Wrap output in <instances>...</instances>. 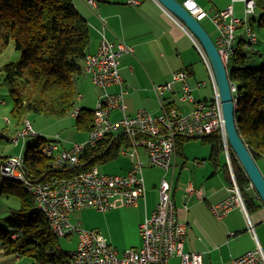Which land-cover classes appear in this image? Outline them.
<instances>
[{
    "label": "built area",
    "instance_id": "obj_1",
    "mask_svg": "<svg viewBox=\"0 0 264 264\" xmlns=\"http://www.w3.org/2000/svg\"><path fill=\"white\" fill-rule=\"evenodd\" d=\"M90 6L95 5L94 0L87 1ZM132 4H138L136 0H130ZM246 12L254 14L255 0H245ZM185 5L198 7L186 0ZM227 11H232L231 9ZM222 13L216 14L213 22L219 31L220 39L217 44L220 48L224 62L236 54L234 47L235 29L242 21L231 17L222 25ZM202 15L199 16V18ZM103 29L100 31V44L96 54L89 55L85 61L84 72L92 83L102 93L97 99V107L93 118L92 129L84 142L73 143L69 148L59 150L56 141H60V135L55 136V141L49 143L46 152L52 157L51 169L57 172V176L46 182H32L22 171L24 159L22 156L8 159L3 167V174L23 184L28 194L35 197L37 208L46 216L52 232L59 238L76 235L78 243L76 250L67 253L72 264H170L173 257H180L181 264H201L202 255L196 252H184L187 226L179 220L177 206L173 201L174 193V165L177 156V141L179 137L200 138L215 131L224 132L223 117L220 101L215 103L198 102L189 114H183L178 107L164 103V96L172 92L174 85L180 86V101L182 103L194 102L192 90L187 84L184 73H177L172 81L154 88L161 103V112L155 116L147 111H139L135 116L128 115L126 111V91L124 80L119 74L120 59L129 54L132 49L120 41L111 42L106 36L107 25L103 21ZM249 45L255 44L256 35L247 29ZM234 52V54H232ZM120 87L116 94H110L108 88ZM120 110L122 117L116 121L111 119L113 111ZM79 110H74L71 115L76 119L80 116ZM20 133L14 143L26 141V139H40L41 136L32 129L31 123ZM122 133L128 141L120 150L123 156L131 159V169L125 175H109L102 173L98 167L93 166L87 171H74L83 164L82 155L89 148H95L110 134ZM222 137L223 145L225 139ZM225 138V139H224ZM224 139V140H223ZM226 142L225 146L226 147ZM228 148V147H226ZM143 150L148 157L151 167L159 168L165 172L173 171L172 179L164 178L158 187L159 200L156 209L146 217L140 225L142 245L139 249H131L119 256V252L107 239L94 231L83 230L81 224H72L69 216L73 212L84 209H96L107 212L111 209V201H124L127 207H137L139 201L145 200L146 185L144 178V163L140 157ZM198 164V163H196ZM228 157V165L231 166ZM231 171V170H230ZM232 172V171H231ZM230 172V173H231ZM233 185L229 188L231 196L225 201L213 205V216L222 220L231 210L241 209L248 212L242 198V192L232 172ZM250 185V184H249ZM249 190V187L246 188ZM188 195H196L201 198L202 192L197 191L192 185L186 186ZM249 232L255 233L254 225L248 219ZM232 264H264V249L258 244L255 250L248 252L236 259Z\"/></svg>",
    "mask_w": 264,
    "mask_h": 264
},
{
    "label": "trees",
    "instance_id": "obj_2",
    "mask_svg": "<svg viewBox=\"0 0 264 264\" xmlns=\"http://www.w3.org/2000/svg\"><path fill=\"white\" fill-rule=\"evenodd\" d=\"M255 3L259 26L264 29V0ZM86 22L73 0H0V40L6 44L13 41L21 52L20 61L0 68V85L8 88L12 102L11 117L21 121L26 115L34 114L58 119L77 111L81 94L75 82L85 77V61L90 55V27ZM239 54L229 72L230 82L237 88L234 95L238 134L257 162L264 159V66L249 65L244 50ZM94 111L80 109L75 126L79 132L88 133L93 128ZM4 139L6 136L0 130V141ZM7 140L11 142V139ZM188 140L178 139L179 152ZM203 140L212 144L213 156L223 151L220 136ZM126 141L125 134L107 135L102 143L84 152L82 167L74 172L87 171L98 163L114 160ZM35 142L37 147L34 145L30 153L19 155L24 159L21 168L30 181L46 182L59 174L50 167L52 157L44 148L45 141L41 138ZM8 157L0 156L1 192L16 194L20 206L10 211L8 219L0 222V254L17 258L27 256L34 260L33 264H72L46 216L37 208L35 197L28 194L23 184L13 182L3 174L1 168ZM230 160L242 198L250 211L255 205V199L246 190L251 181L232 152ZM225 167L233 185L227 163ZM253 191L258 194L255 188Z\"/></svg>",
    "mask_w": 264,
    "mask_h": 264
},
{
    "label": "crops",
    "instance_id": "obj_3",
    "mask_svg": "<svg viewBox=\"0 0 264 264\" xmlns=\"http://www.w3.org/2000/svg\"><path fill=\"white\" fill-rule=\"evenodd\" d=\"M87 1L73 0L90 27L89 54H94L98 50L99 34L103 29L101 21L103 20L107 25V38L113 43L122 41L125 46L132 49L129 54L119 60V74L125 82L123 86L126 91L125 112L128 115L135 116L141 110L147 111L154 117L159 115L161 103L154 88L171 82L173 74L179 70L190 73L188 84L192 88L193 97L197 100H209V94L201 89L203 87H199L200 83L207 85L206 77H210L209 71L195 45L194 38L180 25L178 20L160 8L159 4L154 0H136L138 4H132L130 0H94L95 5L90 6ZM196 1L208 17L231 6L236 17L245 18L246 16L241 0ZM208 17L206 18L209 19ZM75 86L79 88L82 96L79 102L94 103L97 107V99L101 91L95 88L90 78L79 79L75 82ZM119 90L118 86L108 88L111 94H116ZM179 91L180 86L174 85L173 91L163 97L164 103L175 104L178 110L188 114L193 109L192 104L179 101ZM78 109L83 108L79 106ZM111 113L113 121L122 117L120 110ZM86 138L87 133L84 132L76 141H84ZM199 139L204 143L200 151H197L192 144H184L174 161V174L173 171L170 173V175H175L173 201L177 206V214L179 220L187 226L184 252L200 253L203 261L201 264H232L234 259L250 250H255L258 244L264 249V204L251 188L247 192L255 199V205H252L250 211L247 209L248 212L245 214L241 209L236 208V210L229 211L222 220L216 219L210 212L211 207L231 196L229 191L231 182L225 167L226 163L228 164V157L224 159L225 153L222 150L218 156H213L212 144L203 138H190L188 141ZM70 146L69 142L66 147L60 146V148L66 149ZM139 151L145 169L146 166H150L148 157L142 149ZM121 157L124 158L121 159ZM114 160L119 162L120 166V173L117 175H125L130 171L129 156L119 155ZM114 160L107 161V163ZM196 160L201 163L196 164ZM159 185L160 183L152 186L146 185L145 200L142 199L139 205L134 207L137 213L135 227L137 230L158 204ZM188 185L201 191V198L188 195L186 193ZM122 211L123 209L120 215L123 214ZM248 219L254 225V234L249 232ZM170 263L181 264V259L173 257Z\"/></svg>",
    "mask_w": 264,
    "mask_h": 264
},
{
    "label": "rangeland",
    "instance_id": "obj_4",
    "mask_svg": "<svg viewBox=\"0 0 264 264\" xmlns=\"http://www.w3.org/2000/svg\"><path fill=\"white\" fill-rule=\"evenodd\" d=\"M253 18L256 19V22L252 21ZM258 18L259 16L257 13L254 16L248 17V25H252L254 27L253 30H255L259 36V41H258L259 43L256 47V51H250L247 49L244 50L245 55L248 56L249 65L254 66L255 68H261L264 66V29H261V27L259 26ZM201 24L206 26L205 28L208 29L207 31L209 32L210 36L215 40L217 36V31H215L216 29L214 25L212 24V22L206 18L203 21H201ZM244 31H246L245 28H241L238 31V35L241 37V41L242 39L247 41V37L245 34L246 32L244 33ZM20 60H21V52H19L16 49L13 41H11L9 44H6L3 42V40H0V68L5 64L11 63V62H18ZM234 65H235V61L232 59L229 65V70H231V68H234ZM119 72H120V68H119ZM206 80H207L206 82L207 85L201 89L204 90L206 94H209L208 95L209 100H211L214 95L213 87H212L213 85L211 83L212 81L210 77L207 76ZM7 90L8 88L4 84L0 85V130H2L3 134L6 136V139L0 141V156L5 157V156L11 155L8 157V159L12 157H18L19 155L25 156L27 155V153H30L32 151L33 149L32 147L34 145L35 147H37L35 140L29 137L26 139V141H24L25 143L21 141H18L17 144L14 143L18 135L20 133H23L24 129L28 127L27 122L32 124L33 126L32 129H34L41 136L43 141H45L44 143L45 149L49 145L48 143L57 140L55 139L56 135H60L61 137L60 141H56V143L58 144L59 150H63L60 148V146L66 147L69 142L72 145L73 143L84 142L88 138L89 132L87 133V138L84 139V141H76V139H78V137L81 136L82 133L79 132L77 127H75L77 119L73 115H71L73 111L70 113H67L64 117L58 118V119L37 116L34 114L26 115L25 118H23L21 121L14 119L13 117H11L12 116L11 115V109H12L11 103L12 102L10 100V96ZM80 98H82V96H80L79 99ZM123 99L125 100V97ZM85 104H87V106H85ZM79 106H82V108H87L89 110H96L95 109L96 105L94 103L88 104L86 101L77 103V110H79L80 112V109H78ZM114 135L117 137L123 134L116 133ZM180 138H184V137H179L178 139ZM7 139H11V142H9ZM225 142L230 152H232V149L231 147H229L230 145L226 139L224 141V145H225ZM186 143H185L186 145L192 144L193 147L196 148L197 151H200L201 149L200 147L204 145L201 139L190 140V141H187ZM177 154H178V149H177ZM223 157L224 159L225 158L227 159L225 154ZM122 158L124 157H121V159ZM118 163L119 162L114 160L109 163L107 162L98 163L95 166L98 167L99 170L102 171V173L104 174L117 175L120 173L119 171L120 166L118 165ZM196 163H201V162L196 160ZM257 164L260 168V171L264 175V159H259L257 161ZM229 170L234 172V168L232 164L231 166L229 165ZM170 173L165 172L159 168L156 170V167L146 166V168L144 169L143 175L146 181V185L152 186V185L159 184V183L161 184L164 178H166L167 180H170V177L172 175V174L170 175ZM231 177H232V174H231ZM234 177H235V173H234ZM1 188H2V184L0 183V222H4L5 219H8L10 217L11 215L10 211L12 209L19 208L20 200L16 196V194L12 195L9 192L2 193ZM115 201L116 200H113L110 202L111 210H108L107 212L98 211L96 209H84L81 211L71 213L69 218L72 224L78 225L80 223L81 228L83 230H88V231L95 230V232L104 236L107 239V242L111 243L113 247L117 249V251L119 252L118 255L121 257L123 256L122 254L128 250L139 249L140 246L142 245V241H141L142 237L140 234V229L137 230L135 228L136 227V216H137L135 208L127 207L123 200H121L120 202H115ZM121 209H123L122 215H120ZM59 241H60L59 244L62 250L66 253L67 252L70 253L76 250V247H77L76 243H78V237L76 235H71L65 238H61L59 239ZM33 263H34V260L27 256H21L17 258L14 255L0 254V264H33Z\"/></svg>",
    "mask_w": 264,
    "mask_h": 264
},
{
    "label": "water",
    "instance_id": "obj_5",
    "mask_svg": "<svg viewBox=\"0 0 264 264\" xmlns=\"http://www.w3.org/2000/svg\"><path fill=\"white\" fill-rule=\"evenodd\" d=\"M164 9H166L170 14L176 17V19L181 20L189 32H192L194 36L199 40L203 51L206 53V57L211 64L212 70L214 72L217 88L219 91V96L222 102L224 125L227 135V140L229 142V147L233 150V153L241 164L244 172L248 175L251 184L254 186L256 192L258 193L260 199L264 204V175L260 171V168L253 159L251 152L246 146L240 134H238V126L236 121L237 114V102L232 91V86L229 79V73L225 69V65L221 57H219V52L213 39L202 27V24L195 19L178 0H155Z\"/></svg>",
    "mask_w": 264,
    "mask_h": 264
},
{
    "label": "bare ground",
    "instance_id": "obj_6",
    "mask_svg": "<svg viewBox=\"0 0 264 264\" xmlns=\"http://www.w3.org/2000/svg\"><path fill=\"white\" fill-rule=\"evenodd\" d=\"M155 1V0H154ZM185 1L186 0H183L182 2H180L181 3V6L182 7H184L192 16H194L195 17V19H197L200 23H201V21H203L206 17H208L207 16V14L206 13H204L203 11H202V9H201V7L199 6V4H198V2L196 1V0H188V1H191V2H193L194 4H195V6L196 7H198V12H196V13H192V12H195V8L194 7H191V6H188L187 5V7H186V5H185ZM242 2H243V4H244V12H245V18H239V17H236L235 16V14H234V10H233V7L231 6V7H228L226 10H224V11H218V12H215L212 16H210V17H208L209 19H210V21L212 22V24L214 25V27H215V31H217L218 29H217V27H216V25L214 24V22H213V18L212 17H214L216 14H218V13H222V12H224L223 14H222V22H221V24L223 25L224 24V20L225 21H228V20H231L232 18V16L233 17H235V18H237V19H239V20H241L242 21V23H241V25H239L238 26V28L237 29H235L236 31H235V44H234V47H235V49H236V54L234 55V57H232V58H230V60L226 63V62H224V60H223V58L220 56L221 55V53H220V48H219V46H218V44H217V39L219 38L220 39V37H218L219 36V31H217V36H216V39L214 40L212 37V39H213V41H214V44L216 45V47H217V50H218V52H219V57H221V59H222V61H223V64L225 65V69H227V72L229 73L230 72V70H229V65H230V62H231V60L233 59V60H235L236 58H237V56L236 55H238L239 54V52H240V50H245V49H247V50H250V51H256V47H257V45H258V41H259V36H258V34H257V32L255 31V30H253L254 29V27L252 26V25H248V17L249 16H254L256 13H257V11H258V9H257V4H256V9H255V12H254V14H249V13H247L246 12V2H245V0H241ZM256 1V0H255ZM157 4H159L157 1H155ZM160 5V4H159ZM160 8H162L166 13H168V15H170L172 18H174L175 20H178V19H176V17L175 16H173L172 14H170L166 9H164L161 5H160ZM229 9H231L232 11H227V10H229ZM200 15H202V17H200L199 18V16ZM179 22H180V25L185 29V30H187V32H189V30L186 28V26L184 25V23L181 21V20H178ZM252 21H254V22H256V19H252ZM202 27H204L203 26V24H202ZM205 28V27H204ZM241 28H245V30L246 31H244V33L246 34V37H247V41H245L244 39H242V41H241V37L238 35V31H239V29H241ZM247 29H249V30H251L255 35H256V38H257V41H255L256 43L255 44H252V45H249V36H248V32H247ZM205 31H206V29H205ZM208 32V31H207ZM189 33H191V36L194 38V40H195V45H196V47H197V49L199 50V52H200V54H201V58H203V60L205 61V64H206V66H207V70L209 71V76H210V79H211V83H212V87H213V92H214V95H213V98L211 99V100H197L195 97H194V102H190V104H192V107H193V109L195 108V105H196V103H198V102H205V104L206 103H215L216 101H217V99L220 101V103H221V107H222V102H221V99H220V96L218 95L219 94V91H218V88H217V84L215 83L216 82V80H215V76H214V72H213V70H212V67H211V64H210V62H209V60H208V57H206L207 55H206V53L203 51V48H202V46L200 45V43H199V40L194 36V34L192 33V32H189ZM208 34H209V32H208ZM210 35V34H209ZM232 54H234V52H232ZM240 55V54H239ZM86 66V65H85ZM177 73H184L185 75H186V77H187V82H188V79H189V72L188 71H185V70H179V71H177V72H175L174 74H173V76H175V74H177ZM85 75V74H84ZM86 77H88L87 75H85ZM173 78V77H172ZM172 81V80H171ZM189 83V82H188ZM187 83V84H188ZM231 83V86H232V91H233V94L232 95H234L235 94V92L237 91V88H236V85L233 83V82H230ZM190 85V84H189ZM205 86V83H200V85H199V87H204ZM96 87V86H95ZM191 87V86H190ZM191 90H192V88H191ZM192 94H193V91H192ZM192 97H193V95H192ZM234 97H235V95H234ZM179 101H180V97H179ZM235 101H236V99H235ZM237 102V101H236ZM187 103H189V102H187ZM172 105H175V104H172ZM176 106V105H175ZM220 107V108H221ZM179 109V108H178ZM193 109H191L192 111H194ZM222 109V108H221ZM191 111V112H192ZM181 112V111H180ZM191 112H189V113H191ZM188 113V114H189ZM183 114H186V113H183ZM222 117H223V120H224V116H223V109H222ZM222 120V121H223ZM223 127H224V132H222V131H215V132H213V133H210V134H207L206 136H204V137H200V138H208V137H212V136H220L221 138L223 137V134L222 133H226V130H225V125H224V121H223ZM225 136H226V138H227V135L225 134ZM34 140H36V139H34ZM228 141V140H227ZM229 143V142H228ZM225 146V145H224ZM224 146H222L223 147V151H224V153H225V155L227 156V157H229V158H231V152H230V150H229V148H226V147H224ZM228 147V146H227ZM232 153H233V150H232ZM233 155H235L234 153H233ZM249 190L251 189V188H253L254 189V186L252 185V184H250L249 186Z\"/></svg>",
    "mask_w": 264,
    "mask_h": 264
}]
</instances>
